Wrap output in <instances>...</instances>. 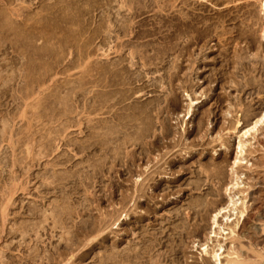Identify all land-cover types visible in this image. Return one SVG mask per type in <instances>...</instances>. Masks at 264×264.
Listing matches in <instances>:
<instances>
[{"label": "rangeland", "instance_id": "374dc122", "mask_svg": "<svg viewBox=\"0 0 264 264\" xmlns=\"http://www.w3.org/2000/svg\"><path fill=\"white\" fill-rule=\"evenodd\" d=\"M263 34L264 0H0V264H264Z\"/></svg>", "mask_w": 264, "mask_h": 264}, {"label": "bare ground", "instance_id": "6f19581e", "mask_svg": "<svg viewBox=\"0 0 264 264\" xmlns=\"http://www.w3.org/2000/svg\"><path fill=\"white\" fill-rule=\"evenodd\" d=\"M68 9V8H67ZM263 36H264V34H263ZM116 82V81H115ZM120 83V82H119ZM113 84V83H112ZM117 85V84H116ZM119 101V100H118ZM264 122V110H263V112H262V114H261V116H260V118H258L255 122H253L252 123V126H250L248 129H246L245 131H244V133H243V136L244 137H247L249 134H251L252 133V131H256L257 130V128H258V126L261 124V123H263ZM242 124L241 123H239V127L241 126ZM246 152H245V143L243 142V140H242V137H241V139H240V141H239V144H238V151H237V154H238V158H237V160H236V164L237 165H239V162H241L240 160H241V157H242V155H244ZM240 159V160H239ZM235 164V165H236ZM234 165V166H235ZM237 187V183H232L231 185H230V188L229 189H235ZM232 191V190H231ZM231 196H230V198H229V208H230V206H232L231 208H233V207H235V205L237 206V200H236V197H234L232 194H230ZM236 195V194H235ZM237 203V204H236ZM227 208H228V206H226ZM234 209V208H233ZM222 211H220V212H218L217 214H215V216H214V225H215V227L216 226H218V221H217V218H218V216L222 213V212H224L223 210L224 209H221ZM226 212V211H225ZM224 212V213H225ZM242 215L244 214V211H242V213H241ZM223 215H225V214H223ZM231 216V215H230ZM228 220H229V217H228ZM227 220V221H228ZM243 227H244V229H243V231L245 232L246 231V229H248L247 228V226L243 223ZM214 229V228H213ZM215 234H216V231H213ZM247 235V234H246ZM204 251L207 253L208 252V248L207 247H205L204 248ZM214 258L216 259V261H220V259H221V253L219 254V252H215V254H214ZM238 260V259H237ZM236 260V261H237ZM232 263V264H240V263H237V262H235V261H229V263ZM221 264H222V262H221Z\"/></svg>", "mask_w": 264, "mask_h": 264}]
</instances>
